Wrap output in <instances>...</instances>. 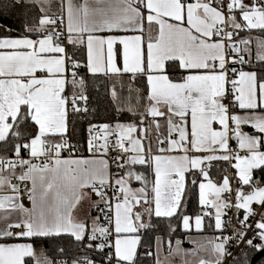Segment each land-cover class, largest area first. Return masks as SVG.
I'll return each instance as SVG.
<instances>
[{
	"label": "snow or ice",
	"instance_id": "1",
	"mask_svg": "<svg viewBox=\"0 0 264 264\" xmlns=\"http://www.w3.org/2000/svg\"><path fill=\"white\" fill-rule=\"evenodd\" d=\"M0 16V264L264 255V0H0Z\"/></svg>",
	"mask_w": 264,
	"mask_h": 264
},
{
	"label": "trees",
	"instance_id": "2",
	"mask_svg": "<svg viewBox=\"0 0 264 264\" xmlns=\"http://www.w3.org/2000/svg\"><path fill=\"white\" fill-rule=\"evenodd\" d=\"M12 20L5 18L4 16H0V24H8L11 25ZM102 83V82H101ZM105 88L100 87L99 88V95H96L95 91H93V95L91 97V100L94 104L98 105V107L101 110V115H103L104 110L108 109L109 111L111 110V101H110V97L105 95ZM82 144H84V148L86 149V143L82 137ZM83 153H87L86 150L83 151ZM245 248V245L242 249ZM255 253L252 254V256ZM262 261H264V256L257 262V264H262Z\"/></svg>",
	"mask_w": 264,
	"mask_h": 264
},
{
	"label": "built area",
	"instance_id": "3",
	"mask_svg": "<svg viewBox=\"0 0 264 264\" xmlns=\"http://www.w3.org/2000/svg\"><path fill=\"white\" fill-rule=\"evenodd\" d=\"M83 154H84V153H83ZM112 171L115 172L116 169L113 167ZM241 218H242V217H241ZM251 236H252V232L249 231V232L247 233V237L250 238ZM243 247H244V244H241L239 247H237L236 245H233L231 251H232L234 254H236V253L240 252V250H241ZM142 251H143V250H142Z\"/></svg>",
	"mask_w": 264,
	"mask_h": 264
},
{
	"label": "crops",
	"instance_id": "4",
	"mask_svg": "<svg viewBox=\"0 0 264 264\" xmlns=\"http://www.w3.org/2000/svg\"><path fill=\"white\" fill-rule=\"evenodd\" d=\"M83 155L87 156L88 153H85V154H83ZM113 172H114V171H113ZM96 199H97V198H96L95 194H92V200L95 201ZM88 207H89V203H88L87 201H85V202L83 203V208H84V209H88ZM91 211H92V215H96V214H97L96 211H95V209H91ZM82 215H83V212L80 213V216H81V217H82Z\"/></svg>",
	"mask_w": 264,
	"mask_h": 264
},
{
	"label": "water",
	"instance_id": "5",
	"mask_svg": "<svg viewBox=\"0 0 264 264\" xmlns=\"http://www.w3.org/2000/svg\"><path fill=\"white\" fill-rule=\"evenodd\" d=\"M264 255H260L258 253H255L252 256V264H257V262L263 257Z\"/></svg>",
	"mask_w": 264,
	"mask_h": 264
},
{
	"label": "rangeland",
	"instance_id": "6",
	"mask_svg": "<svg viewBox=\"0 0 264 264\" xmlns=\"http://www.w3.org/2000/svg\"><path fill=\"white\" fill-rule=\"evenodd\" d=\"M208 234H209V235H211L212 233H211V232H209ZM185 246L187 247L188 245H185Z\"/></svg>",
	"mask_w": 264,
	"mask_h": 264
}]
</instances>
